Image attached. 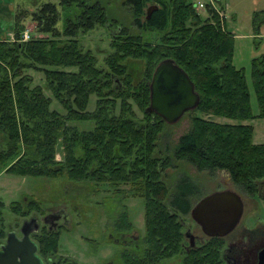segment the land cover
<instances>
[{"label":"trees","instance_id":"obj_1","mask_svg":"<svg viewBox=\"0 0 264 264\" xmlns=\"http://www.w3.org/2000/svg\"><path fill=\"white\" fill-rule=\"evenodd\" d=\"M125 4L139 32L124 28V46L115 42L102 61L80 44L82 35L110 24L99 2L60 0L36 12L16 8L15 43L0 42V175L51 179L66 173L91 192L102 184L118 197H143L146 232L125 251L127 264H158L180 254L182 264H224L221 238L187 248L183 217L190 215L192 199L201 190L189 176L172 185L169 172L175 160L200 173L224 171L249 196L262 193L264 198V144H255L253 126L244 124L264 119V56L254 59L251 68L260 110L255 116L246 73L234 64V34L215 12L208 10L209 18L202 19L191 0ZM152 6L158 9L147 19ZM253 22L258 31L264 17L256 16ZM30 24L35 33L29 31ZM27 31L31 39L22 41ZM37 33L47 37L38 38ZM165 59L188 73L201 98L198 108L187 113L193 115L190 130L172 147L161 142L166 123L146 113L153 73ZM30 70L44 72V87L32 88V78L26 75ZM117 78L123 88L114 84ZM45 89L64 106L65 115L50 109L52 99ZM92 95L97 97L96 108L88 112ZM87 122H93L90 130L75 124ZM59 150L63 160L56 158ZM23 204L11 205L23 220L44 214L34 200ZM3 208L0 200V248L7 238ZM116 217L127 233L135 231L127 212ZM59 234L38 235L39 253H58Z\"/></svg>","mask_w":264,"mask_h":264},{"label":"rangeland","instance_id":"obj_2","mask_svg":"<svg viewBox=\"0 0 264 264\" xmlns=\"http://www.w3.org/2000/svg\"><path fill=\"white\" fill-rule=\"evenodd\" d=\"M3 1V0H0ZM9 3L3 13L4 18H0V42H8L11 45L15 43L14 20L11 13L15 8L26 10L28 12L38 11L42 5L55 3L59 5L60 0H5ZM99 2L104 8L108 21L115 27L121 26L130 28L131 33H136L138 29L133 26L132 16L126 0H92ZM216 8L219 9L225 18L220 17L227 31L234 34L235 37V57L234 64L238 69H244L251 95V107L255 116L259 115V105L256 96L253 77L251 74L252 62L254 59L264 56V25L257 29L254 26L253 19L259 16L264 17V0H214ZM192 3L198 4L207 2V0H191ZM208 3V2H207ZM24 4V5H21ZM27 5L30 7L27 8ZM1 6V4H0ZM59 7V6H58ZM216 12V10H213ZM202 19L209 18L208 10H201ZM217 13V12H216ZM218 14V13H217ZM3 19H7L6 21ZM109 24V25H110ZM30 32L35 33V25H28ZM134 29V30H133ZM139 32V31H138ZM108 31L103 27H98L94 31L82 35L80 44L84 51L92 50L94 54L99 55L100 61L110 55L113 51L110 47V40L107 37ZM38 38L47 37L35 35ZM98 49V51H97ZM109 50L105 52V50ZM96 52V53H95ZM99 52V53H98ZM26 75L32 78L33 87L45 86V75L43 71L30 70ZM45 96L52 99L50 109L58 111L62 115L66 114V109L57 100L49 90L45 89ZM97 97L91 96L88 112H93L96 108ZM137 116L142 117L140 113ZM193 115L185 116L175 124H166V135L161 138L163 144L168 142L172 145L192 126ZM220 124L235 125L240 124L238 121L217 117H207ZM80 130H90L93 122L75 123ZM245 125H252L254 128V142L264 144V119L256 118L247 121ZM57 160H63L64 155L59 150ZM170 180L172 185L183 176L191 177L199 186L198 195L192 199L194 207L201 199L215 192L232 190L238 193L246 203L251 201V196L236 185L230 175L224 171L198 172L191 164L186 161H173V168L170 170ZM259 205L255 211L254 207H249L244 216L253 213L258 220L264 223V198L259 194L256 196ZM0 200L4 202L2 210V221L7 233L13 230L21 229L23 219L16 215L11 208L13 203H24L27 206L29 201L34 200L39 203L44 214L54 213L62 210L64 213H70L68 229H63L60 235L59 254L76 260L79 264H105L108 261L120 260L122 247L108 239L109 229L116 215V210L127 212L130 221L135 227V233L129 239L137 241L139 236L143 237L146 232L145 200L141 196L118 197L111 188L102 184L93 187V191L87 188L86 184L72 181L66 173L56 178H33L21 177L12 174L0 175ZM252 208V209H250ZM250 209V210H249ZM35 213V212H34ZM31 217V216H30ZM252 217V216H251ZM184 225L193 233L202 236L199 225L191 218L190 215L183 217ZM250 216L246 215V220ZM17 229V230H16ZM12 230V231H11ZM186 233V229L184 234ZM7 238L4 240L6 242ZM200 245V244H199ZM188 246V242H186ZM184 255H176L170 259L162 260L158 264H182Z\"/></svg>","mask_w":264,"mask_h":264},{"label":"water","instance_id":"obj_3","mask_svg":"<svg viewBox=\"0 0 264 264\" xmlns=\"http://www.w3.org/2000/svg\"><path fill=\"white\" fill-rule=\"evenodd\" d=\"M157 9V6L150 7L147 19ZM150 89L151 105L146 113L156 114L170 125L180 121L188 112L195 111L200 104L201 98L193 81L173 59H165L157 66ZM244 211L243 198L235 191L224 190L201 199L192 208L190 216L207 238H225L240 224ZM32 223H24L21 238L16 232L8 234L0 248V264H44L38 256L37 244L31 239L32 230L29 227ZM186 238L189 247L195 248L196 241L190 231L186 233ZM259 264H264V251L260 253Z\"/></svg>","mask_w":264,"mask_h":264},{"label":"flooded vegetation","instance_id":"obj_4","mask_svg":"<svg viewBox=\"0 0 264 264\" xmlns=\"http://www.w3.org/2000/svg\"><path fill=\"white\" fill-rule=\"evenodd\" d=\"M103 28H105L109 33L107 37L110 40V47H112L115 42H120L124 46V39L127 38V36L124 35V27H121V26L115 27L111 23L109 26H105ZM108 51H109L108 49L105 50V52H108ZM123 80H124V77H123ZM151 82H152V79H151ZM151 82H150V87H151ZM122 83L123 81L121 82L120 79L118 78L114 81V84L117 86V88L118 87L123 88L124 84ZM150 105H151V89H150V103L148 107H150ZM86 186L87 188H89L88 185ZM244 204H245V211H246L249 208V204L246 203L245 201H244ZM252 205L253 207L255 206V211H256L259 205V202L257 201L256 197L252 198ZM245 211H244V214H245ZM115 212H116V215L112 216L113 220L111 223V227L109 229L110 232L108 234V239L110 241H113L116 244H119L122 247V250H121L122 253L120 255V260H118V262L111 260V261L106 262L105 264H127L124 260V253L125 251L131 250L132 243L138 242V239L137 241H134V238H132L133 240L129 239L130 236L134 235L136 230L132 233H127L124 230V227L122 226V224L116 223V219L118 218L116 216L119 213L121 215L122 211L119 210L118 212V210H116ZM254 212L251 214L249 213L246 214L250 216L249 220H246V215L243 216L240 224L235 228V230L227 237L221 238V240L224 243L223 250H222V260L224 264H259L260 253L264 251V223L261 219L258 220L255 216H253ZM69 220H70V213L66 214L62 210L54 212V213H49L48 215L43 214L40 216V215L34 214L28 219L23 220L21 229H18V232L23 237L21 230H22L24 223L27 221H33L29 229L32 230L31 239L38 246V242H37L38 235H44L45 238H49L56 233H60L59 234L60 236L61 231L63 229L65 230L68 229V225L70 223ZM185 229H186V233L190 231L192 236L195 238L196 247H200L201 245L205 244L206 242L210 240L204 235L203 232H202L203 235L200 236V235L193 233L191 230H189L186 227ZM12 232H16L18 236L17 231L13 230ZM186 233H185V240L188 242L187 248L195 249L196 247L195 248L189 247V240L186 238ZM59 249H60V239H59ZM59 249H58V253H54L52 255H48L44 257L42 254L39 253L40 249L38 246V256L42 258V261L44 264H79L76 260L68 258V257H64L63 255L59 254ZM61 257L64 259H60Z\"/></svg>","mask_w":264,"mask_h":264},{"label":"built area","instance_id":"obj_5","mask_svg":"<svg viewBox=\"0 0 264 264\" xmlns=\"http://www.w3.org/2000/svg\"><path fill=\"white\" fill-rule=\"evenodd\" d=\"M207 2L198 3L196 5V9L198 11L206 10V9L216 10V12L218 13L219 17H222V18L224 17L223 13L221 11L217 10L216 3H215L214 0H207ZM21 39H22V41H29L31 39V35H30L29 31L25 32V34L22 35Z\"/></svg>","mask_w":264,"mask_h":264},{"label":"crops","instance_id":"obj_6","mask_svg":"<svg viewBox=\"0 0 264 264\" xmlns=\"http://www.w3.org/2000/svg\"><path fill=\"white\" fill-rule=\"evenodd\" d=\"M13 1H14V2H13L14 5H15V0H13ZM8 3H9V2H8V1H5V0L0 1V4H1L0 7L4 6V7L7 8V4H8ZM21 5H24V4H21ZM24 6H25V5H24ZM28 7H30V5H27V8H28ZM4 10H5V9H1V8H0V18H4V17H3V13H2ZM15 10H16V8H15L14 11L11 13V15H12L13 18H14ZM3 20L6 21L7 19H3ZM232 34H233V33H232ZM249 125H250V124H249ZM254 143H255V142H254ZM255 144H256V143H255ZM248 204H249V207H251V206L253 207V205H252V198H251L250 203H248ZM250 209H252V208H250ZM250 209H249V210H250Z\"/></svg>","mask_w":264,"mask_h":264}]
</instances>
